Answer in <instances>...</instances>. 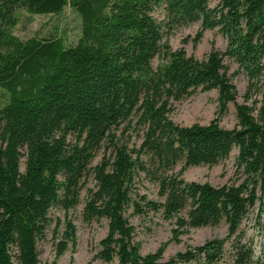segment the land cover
<instances>
[{
  "label": "trees",
  "instance_id": "trees-1",
  "mask_svg": "<svg viewBox=\"0 0 264 264\" xmlns=\"http://www.w3.org/2000/svg\"><path fill=\"white\" fill-rule=\"evenodd\" d=\"M0 0V264H39L37 239L47 226L53 205L64 209L78 202L80 182L90 170L84 217L105 218L107 233L97 258L119 264H228L220 262L224 240L211 239L177 252L162 263L163 246L140 255L134 227L124 215L137 172L158 182L163 202L140 195L134 212L161 210L176 218L172 240L181 228L214 226L224 219L234 235L264 187V98L235 104L237 123L231 129L208 124L180 126L169 117L172 101L197 88L217 89L216 114L227 112L236 88L223 71V55L233 58L250 80L264 76V0ZM163 3L168 25L200 22L202 31L218 28L227 38L221 54L203 59L183 49L168 51L162 26L151 15ZM69 6L80 18V36L68 45L60 34L21 39L12 32L17 11L60 13ZM164 54L156 69L151 60ZM249 99L248 92L244 95ZM142 129L140 145L129 147L116 131L133 122ZM103 154L93 167L96 153ZM237 148L236 165L245 178L237 185L212 186L186 182L169 174L183 167L214 165ZM24 157V171L20 159ZM151 167V169H149ZM74 227L65 222V240ZM66 248L58 243L56 257ZM231 264H250L253 249L233 245ZM54 264V263H51Z\"/></svg>",
  "mask_w": 264,
  "mask_h": 264
},
{
  "label": "rangeland",
  "instance_id": "rangeland-1",
  "mask_svg": "<svg viewBox=\"0 0 264 264\" xmlns=\"http://www.w3.org/2000/svg\"><path fill=\"white\" fill-rule=\"evenodd\" d=\"M218 1L212 0L211 6ZM18 22L12 32L21 39L31 37H49L60 34L68 45L75 44L80 36V18L69 6L63 8L60 13L54 14H29L23 8L17 11ZM152 17L162 26V43L168 51L183 49L187 55L197 59H203L212 51L221 54L226 50L227 38L218 30L206 29L197 39L200 22L180 25H168L165 5L163 3L152 5ZM166 62L164 54L156 55L151 64L153 68L162 66ZM223 71L236 88L234 102L227 105V112L223 115L217 111V89L201 90L197 88L192 93L178 101H172L168 117L180 126L192 124L206 125L214 117H217L219 125L226 129L233 128L236 123L235 104L247 102L257 103L264 98V76L260 75L252 80L240 65L227 55H223ZM248 92L249 99L244 95ZM2 95L0 94V101ZM120 140L131 147L137 148L141 142L142 129L133 122L130 126H120L116 131ZM109 149L102 147L91 164L95 166L103 154L109 155ZM237 148L233 147L229 155L214 165H195L183 167L179 162L169 174H177L186 182L209 183L212 186L237 185L245 178L242 168L236 165ZM20 171H24V157L20 159ZM151 169V167L149 168ZM95 179L89 170L80 182L78 202L68 209L61 205H53L47 214V226L43 236L37 239L36 247L39 264H119L115 257L110 262L97 258L100 249V240L107 233V220L105 218L84 217V206L90 190L95 188ZM159 186L154 175L148 172H137L131 191V201L126 206L124 215L134 227L132 241L138 246L140 255L153 253L163 246L161 262L164 263L177 252L184 251L203 244L207 240H224L223 255L220 262L231 264L234 258L233 245L240 243L253 249V257L250 264H264V187L257 184L256 191L259 200L250 207L243 217L236 233L227 236V225L224 219L214 226L184 227L178 236V240H172V229L177 228L176 218H186L188 206L182 209L175 217L167 219L161 210H147L141 214L134 212L133 202L141 201L140 195L146 199L163 202L164 197L158 193ZM70 221L74 227L72 239L64 237L65 222ZM66 241V248L62 254L56 257L58 243ZM14 264L16 262L14 261ZM182 264H199L192 261Z\"/></svg>",
  "mask_w": 264,
  "mask_h": 264
}]
</instances>
